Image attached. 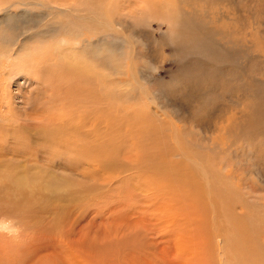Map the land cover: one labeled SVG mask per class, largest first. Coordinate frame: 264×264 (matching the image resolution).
I'll return each instance as SVG.
<instances>
[{"label":"rangeland","instance_id":"1","mask_svg":"<svg viewBox=\"0 0 264 264\" xmlns=\"http://www.w3.org/2000/svg\"><path fill=\"white\" fill-rule=\"evenodd\" d=\"M119 1L108 3L106 20L94 17L96 0H0V124L24 125L33 138L41 129L35 124L46 123L28 115L42 113L39 99L45 95L36 93L37 88L50 90L43 82H26L39 79L34 59L55 64V73L64 71L63 65L86 67L106 78L109 88L115 85L130 96L123 105L133 109V104L159 129L170 122L169 150L187 153L189 158L181 155L201 187L173 191L178 197L168 196L157 209L145 191L157 186L151 172L139 170L122 185L112 184L103 196V178L88 181L57 169L59 182L81 183L85 178L84 183L100 189L94 196L83 193L88 199L80 203L61 199L66 192L62 187L55 195L62 208L57 230L48 212L37 222L17 219L13 211L1 214L0 264H81L80 258L87 264H119L121 255L125 264H245V249L225 250L222 237H216L234 227L226 215L228 202L234 219L242 218L240 224L253 228L254 237L238 247L249 243L254 253L260 247L251 264L264 261V123L257 122L264 110L253 107L255 94L264 97V0H183L194 26L184 31L178 48L172 26L161 17L180 15V0ZM24 151L22 162L27 159ZM218 192L228 200L223 206L218 205ZM165 206L171 209L164 212ZM232 233L226 237L231 239ZM97 250L103 251V262L98 261L102 256L94 260L86 254Z\"/></svg>","mask_w":264,"mask_h":264},{"label":"bare ground","instance_id":"2","mask_svg":"<svg viewBox=\"0 0 264 264\" xmlns=\"http://www.w3.org/2000/svg\"><path fill=\"white\" fill-rule=\"evenodd\" d=\"M66 1L50 0V2H58L59 4L67 3ZM111 1L96 0V9L94 10L96 13L94 17L100 18L101 16L107 20L108 13L105 15L104 11L107 12L108 3ZM105 2L107 6H105ZM182 3L183 0H180L177 6L181 11L180 15L175 12V14H171L173 16L165 15L161 17V20L166 25L172 26L171 37L175 48H178L183 41L184 31L189 29V26H194L189 21L186 9L182 8ZM118 21L114 17L113 23L116 24ZM171 23L176 24V26H173ZM86 28L89 30L90 26ZM131 36L137 43H142L138 35L132 34ZM34 60L37 61L32 66H34L33 69L36 71L35 76L39 77V79L37 80V78L30 76L34 80L26 78V82L29 84L34 83V85L35 83L38 85L40 82H43L45 88L50 90L37 88L36 93H44L45 95V99H39L42 113L36 110L28 115L33 120L37 118L39 121H46V123L44 125L43 123H39L40 125L38 123L35 124L34 128L38 129L41 127V129L35 131L32 136L33 138H30L31 134L29 131L23 128L24 125L0 124V215L4 214L3 216H6L8 215V211H13L17 214V219L24 220L29 217L35 218L37 222L39 221L38 216L42 215L41 213L48 212L51 214V220L54 222L53 226L56 227L52 228L57 230V223H59L57 220L61 217L62 208L58 205L60 200L58 201L55 195L62 190V187L66 189V192L64 193L65 196L61 199L68 198L74 200V202H80V200L83 202L88 199L87 195H83V193L86 194L90 191L92 192L90 194L94 196L100 189H96L95 183H84L85 178L83 179L84 181L81 180V183L74 179L71 181L65 179L66 183H63L62 178L61 183L59 182L60 180L58 181L60 175L56 176V173H54L57 169L86 177L88 181L91 179L99 180L98 178L100 177L103 178L104 185L100 189L103 196H108L112 191V184L119 183L122 185L127 181V178L138 175L139 170L144 173L151 172V175L157 178V186L149 187V190L145 191H147L148 199L155 201L157 209H161L162 204H165L161 200L168 196L178 197L173 191L198 186L196 174L191 169L190 164L181 155L183 154L188 157L187 153L185 151H178L176 147L171 151L169 150L172 145H169L171 135L169 136L168 132L169 130L173 132V127L169 124V121L166 124L167 128L162 126L159 129L154 119L148 121L143 116L142 111H138L133 104H131L134 107L133 109H130L127 105H123L122 100L129 99L130 96L121 92L115 85L109 88L106 78L98 77L90 70L85 71L86 67L70 68L67 65H63L65 70L55 73V64L48 62L51 68L38 59ZM40 60L44 61L43 59ZM20 66L18 67L17 64L15 68L18 69ZM120 72V69H116V74ZM14 79L16 80V78ZM17 83L19 84L20 82L17 81ZM253 105L254 108L256 107L255 111L264 110L262 107L264 106V97L260 98L255 94ZM54 106L60 107L54 109ZM258 118L262 120L261 122L259 119L258 123H264V117L258 116ZM48 122L50 124H47ZM160 143L163 145L161 146ZM23 151L24 153L26 152L27 159L23 158L26 162H22L19 158ZM3 153L7 157L1 155ZM9 155L12 156L10 157ZM180 164H182V167ZM131 170L133 171L131 174L133 176L126 177L124 173ZM63 177L65 176L63 175ZM65 178L68 177L66 176ZM198 187L200 188L201 186ZM119 191L121 192V190ZM128 192L130 191L127 190L126 193ZM122 193H124L123 188ZM220 195L221 193L218 192L219 197L216 198L218 205L223 206V203L228 202V200L223 195L221 198ZM1 204H4V206ZM227 207L230 211L226 215L232 218L234 227L232 230L225 232L220 230L216 237H219V235L222 237L224 242L223 248L225 250L226 248L235 251L245 249L246 255L243 256L244 261L247 264H251L259 256L260 247H257V253H254V249L250 247L249 243L244 244L248 246L247 248L238 246L242 242H246L251 237H254L253 233H251L253 228H246L245 223L243 225L240 224L242 218H240L239 222L238 218L234 219L233 206L229 202ZM170 209L171 207L165 206L164 212ZM245 216L243 218L244 221ZM182 226L185 231L189 232L190 228ZM182 226H180L181 229H183ZM231 232L236 234L233 235L232 233L231 239H228L226 236ZM213 240L209 242H213ZM129 249L132 250V246ZM101 252L103 251L97 250V253L95 251H86V254L87 256L93 254L94 260L98 256H102L98 258V261L103 262L106 257ZM112 254L110 252V255ZM119 257L122 260L119 264H125L126 258L123 259V255ZM79 262L87 264L89 261L80 258ZM76 263L79 264L78 262ZM258 264H264V261L260 260Z\"/></svg>","mask_w":264,"mask_h":264}]
</instances>
